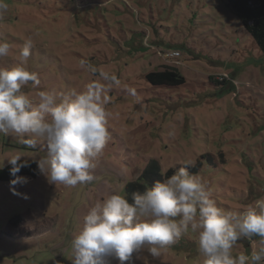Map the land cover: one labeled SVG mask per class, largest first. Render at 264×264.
<instances>
[{"label":"rangeland","instance_id":"rangeland-1","mask_svg":"<svg viewBox=\"0 0 264 264\" xmlns=\"http://www.w3.org/2000/svg\"><path fill=\"white\" fill-rule=\"evenodd\" d=\"M6 2L0 39L14 53L28 37L35 44L27 69L40 84L22 89L34 104L41 90L80 92L98 79L81 60L115 74L120 85L103 93L109 140L92 182L55 185L39 168L26 182L0 181V264H72V240L90 208L124 195L151 159L162 175L194 161L189 174L201 178L224 211L243 212L264 198V55L226 0ZM16 64L12 55L0 58V68ZM164 67L176 68L185 82H147L148 72ZM222 78L227 83L217 84ZM46 153L45 144L30 149L0 133L3 166L6 156L37 162ZM198 240L189 231L159 258L145 246L125 264H202ZM261 246L259 237L242 238L233 255Z\"/></svg>","mask_w":264,"mask_h":264},{"label":"clouds","instance_id":"clouds-1","mask_svg":"<svg viewBox=\"0 0 264 264\" xmlns=\"http://www.w3.org/2000/svg\"><path fill=\"white\" fill-rule=\"evenodd\" d=\"M8 8L6 0H0V16ZM34 47L28 37L14 53L13 45L0 39V58L12 55L17 61L10 69L0 68V133L14 135L19 144L30 149L38 143L46 145L47 153L37 164L49 183L73 187L90 183L109 140L111 113L103 93L119 86L120 80L81 60V67L98 79L80 92L41 90L34 104L22 91L29 82L40 84L38 74L27 69ZM129 91L135 95L134 89ZM22 156L5 157L12 166L13 185L26 182L16 175L28 166L21 161ZM183 165L163 182L134 193L132 203L114 193L91 207L72 240V264H108L111 256L125 264L145 246L152 257L159 258L162 249L177 243L189 231L198 233L202 264H262L264 246L251 255H233V247L240 239L253 236L264 244V198L243 212L224 211L201 178L189 174L186 166L195 162L188 160Z\"/></svg>","mask_w":264,"mask_h":264},{"label":"trees","instance_id":"trees-1","mask_svg":"<svg viewBox=\"0 0 264 264\" xmlns=\"http://www.w3.org/2000/svg\"><path fill=\"white\" fill-rule=\"evenodd\" d=\"M230 8L240 19L244 29L250 34V37L256 43L260 52L264 55V0H226ZM147 82L152 85H181L185 78L181 76L176 68L164 67L150 71L145 75ZM223 81V82H222ZM217 80V84L227 83L226 79ZM26 161L28 166L21 168L16 175L24 178H34L38 175V164L35 161L21 159ZM156 159H151L146 163L144 169L136 179H132L125 185V198L129 203L133 201L134 193H143L146 188L151 187L155 182H163L171 176L172 170L162 175ZM11 165L7 163L0 168V181H11L15 177L11 174ZM258 237V236H255Z\"/></svg>","mask_w":264,"mask_h":264},{"label":"built area","instance_id":"built-area-1","mask_svg":"<svg viewBox=\"0 0 264 264\" xmlns=\"http://www.w3.org/2000/svg\"><path fill=\"white\" fill-rule=\"evenodd\" d=\"M172 55H176L177 54V51H173L171 52Z\"/></svg>","mask_w":264,"mask_h":264},{"label":"crops","instance_id":"crops-1","mask_svg":"<svg viewBox=\"0 0 264 264\" xmlns=\"http://www.w3.org/2000/svg\"><path fill=\"white\" fill-rule=\"evenodd\" d=\"M27 178V177H26Z\"/></svg>","mask_w":264,"mask_h":264}]
</instances>
